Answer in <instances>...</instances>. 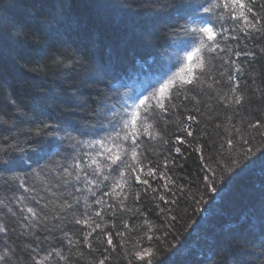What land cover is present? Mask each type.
Returning a JSON list of instances; mask_svg holds the SVG:
<instances>
[{
	"label": "trees",
	"instance_id": "1",
	"mask_svg": "<svg viewBox=\"0 0 264 264\" xmlns=\"http://www.w3.org/2000/svg\"><path fill=\"white\" fill-rule=\"evenodd\" d=\"M213 3L0 0V264H264V30Z\"/></svg>",
	"mask_w": 264,
	"mask_h": 264
},
{
	"label": "snow or ice",
	"instance_id": "2",
	"mask_svg": "<svg viewBox=\"0 0 264 264\" xmlns=\"http://www.w3.org/2000/svg\"><path fill=\"white\" fill-rule=\"evenodd\" d=\"M203 11L205 13H209L211 12L214 8L216 7H223L227 10H229L232 13V18L233 19H242L245 23V25L247 27H251L257 31L260 30H264V24L261 25L260 28H257V23H259V21L257 20V18L255 16L252 17V19L250 20L247 13L252 12V8H249L247 6V3L245 2V0H223L222 4H211L208 7H204L203 5H201ZM195 31H199L200 33L204 34V36L206 37V40H202L201 41V48L206 50L208 53H214L216 52L218 49H220V44L216 39L217 33L214 31L213 26L211 24H206L203 27H200L199 29L195 30ZM221 51H223V49H220ZM200 51V49H195L194 52H189L187 54V59L189 61H192L193 59V55L195 53H198ZM237 55H239L237 53ZM197 62L195 63H190L187 65V73L185 76L181 77L180 80L177 82L176 81V77H170L169 79L163 81L160 84V87L158 89L159 92V96H157L156 93H153L151 97L149 96H145L142 99L139 100V103L134 104L132 106L133 110H134V115H133V119H132V125L135 126L137 120L141 117V113L138 111L141 106L145 107V111L143 113V117L144 119H147V105L145 104L146 101H151L153 99H155L156 101V107H159L162 111H167V107H166V102L172 99L173 93L172 91H170V89H175L177 87L179 88H184L187 85L192 84L194 81H198L199 77L196 75V70L199 69L201 72H203L205 65H204V60L201 56H197L196 57ZM240 98L238 97L236 102L239 103ZM189 119H193V117H189ZM259 123H257V125H254V127H259ZM128 125L125 124V128H127ZM151 127V125H147L144 128V132L148 133V129ZM191 134V133H189ZM117 136H119V133H117ZM125 139H131L133 144L136 143V135L133 133L130 137L129 136H125ZM97 143H101V142H97ZM229 144L232 143L231 140L228 141ZM116 147H121L120 145H116ZM106 151H111V149H106ZM177 151H179V149H177ZM133 158L135 159L136 153L135 151H133L132 153ZM107 159L111 160L113 164H116L117 161L121 160V154L117 153L114 155H109L107 156ZM95 162V161H94ZM133 171H135V168H133ZM105 179H107V177H105ZM145 183H147V181H145ZM213 191H215V189H212ZM29 212H32V209H28ZM34 214V213H33ZM77 223H80L79 220L76 221ZM5 231V229L0 228V232ZM109 243H111V240H109ZM136 257L140 260H144L145 259V255H150L149 253H142V252H136L135 253ZM0 259H3V257H0ZM101 264H103V261H101ZM148 264H151V261H148Z\"/></svg>",
	"mask_w": 264,
	"mask_h": 264
}]
</instances>
